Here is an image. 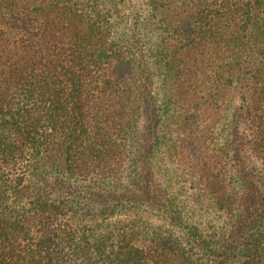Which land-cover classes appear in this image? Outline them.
<instances>
[{"label":"trees","instance_id":"trees-1","mask_svg":"<svg viewBox=\"0 0 264 264\" xmlns=\"http://www.w3.org/2000/svg\"><path fill=\"white\" fill-rule=\"evenodd\" d=\"M0 264H264V0H0Z\"/></svg>","mask_w":264,"mask_h":264},{"label":"rangeland","instance_id":"rangeland-1","mask_svg":"<svg viewBox=\"0 0 264 264\" xmlns=\"http://www.w3.org/2000/svg\"><path fill=\"white\" fill-rule=\"evenodd\" d=\"M147 126V124H146V122L143 120L142 121V130L144 131V130H146V127ZM144 134H146V133H144ZM170 166H172V164H170Z\"/></svg>","mask_w":264,"mask_h":264}]
</instances>
